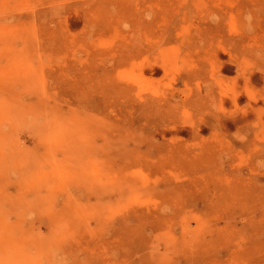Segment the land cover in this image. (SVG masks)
<instances>
[{
	"label": "rangeland",
	"instance_id": "1",
	"mask_svg": "<svg viewBox=\"0 0 264 264\" xmlns=\"http://www.w3.org/2000/svg\"><path fill=\"white\" fill-rule=\"evenodd\" d=\"M0 264H264V0H0Z\"/></svg>",
	"mask_w": 264,
	"mask_h": 264
},
{
	"label": "bare ground",
	"instance_id": "2",
	"mask_svg": "<svg viewBox=\"0 0 264 264\" xmlns=\"http://www.w3.org/2000/svg\"><path fill=\"white\" fill-rule=\"evenodd\" d=\"M188 30V29H187ZM163 42V41H162ZM149 54V53H148ZM177 63V62H176ZM120 71V70H119ZM126 74V73H125ZM132 74V73H131ZM122 75H124V74H122ZM131 76V75H130ZM133 76V75H132ZM124 77V76H123ZM60 121V120H59ZM60 123V122H59ZM61 125V124H60ZM59 125V126H60ZM57 126V125H56ZM61 128V127H60ZM53 133V132H52ZM59 134V133H58ZM110 140V139H109ZM110 142H111V140H110ZM53 143V142H52ZM46 144H48L47 142H46ZM48 146H50V144L48 145ZM51 148V147H50ZM92 158V157H91ZM41 173V172H40ZM41 175V174H40ZM33 177V176H32ZM42 177V176H41ZM157 185V184H156ZM115 190H116V188H115ZM106 196H108V195H106ZM113 198V197H112ZM108 199V198H107ZM48 219V218H47ZM25 222V221H24ZM220 254V253H219Z\"/></svg>",
	"mask_w": 264,
	"mask_h": 264
}]
</instances>
